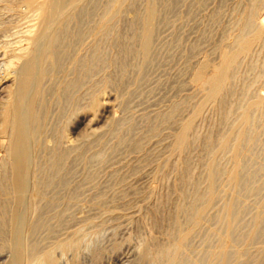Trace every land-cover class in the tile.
<instances>
[{
  "label": "rangeland",
  "instance_id": "obj_1",
  "mask_svg": "<svg viewBox=\"0 0 264 264\" xmlns=\"http://www.w3.org/2000/svg\"><path fill=\"white\" fill-rule=\"evenodd\" d=\"M114 1L115 0H89L90 15L88 16L89 20L87 24H89L87 25L86 34H84L85 38L83 37L84 40L82 39L72 49V54H70L67 61L64 63L65 65L62 72L57 76V81L53 86L55 88L50 93V97L48 96L51 112L48 116L49 123L46 137L48 136L49 139L52 133L51 128L56 125L57 122H60L61 119L64 121L70 119V117H68L69 113H67L65 119L62 118V113L60 111V107L67 103V100L70 98L64 95L61 97V94H59V92H61L60 89L64 85V78L66 74L73 75L77 71L78 64L76 59L85 57L87 54L92 56L93 52L90 50H92L94 43L98 40L97 38H99V22L102 17L108 15L112 11V2ZM169 1L171 2L172 0ZM22 2L23 0H0V48L3 47L1 49L6 51L5 49L9 47V50H7H14V53L10 52L14 56H18L22 53L21 49L27 45L29 41L27 38H31L33 32L37 29L38 23L37 17L32 16L34 14H30L24 2ZM170 2H168V0H162L161 2L162 8L164 9L157 19L156 25L158 26L155 32L156 38L154 37L155 42L153 41L151 52L147 58H142L143 56L136 54L137 44L135 43L132 44L130 42V52H126L127 56L126 53L120 52L119 45L115 42L113 43L114 40H109L106 41L107 43L105 42L102 44L103 59L94 64V69H98L96 72H100H97L98 74L93 72V76L92 74L89 76V79L92 77L91 81H89V99L81 101L83 102L81 106L87 107L89 104V109L79 112L68 121V135L74 143H77L88 129L90 131L91 129L99 130L104 128L105 122L111 117L115 118L118 125L116 124L117 127L115 126V131L112 130L114 133L112 131V134H110V132L102 133L98 138L96 137L94 140L92 139L89 141V145H82L77 155L74 154V157L75 155L77 157L74 158L72 155L65 163L66 167L64 166L63 172L64 174L67 172L66 174L68 175L64 176L62 173L63 182L61 183H63L64 186L57 184L56 187L53 188L54 190L47 193V204L42 210H39L41 213L35 210V208L31 209L29 213L28 221L30 223H27L29 226L27 225L28 227H26V229L28 230H26L25 234V240L28 241L27 244L38 245L39 247L42 246V249L51 247L56 243L63 244L65 241L71 240L79 244L77 250L65 251L58 248L55 251V264H140V259L145 251L153 250V248L155 249L156 247L160 248L161 244L162 247H167L177 242L176 228L173 226V223L175 225L177 219L175 218L177 213L176 217H179L178 221L184 223L183 228H186V230L193 229L192 221L189 222L190 213L179 212L177 210V206L182 203L179 190H177L179 187L178 185H180V180L176 170L177 159L171 156L169 149H171L172 141L170 136H172L174 130L177 132L178 128L173 127L170 129L168 126L161 125L160 134L152 139L150 137V131L154 126H159V124H157V122L159 123V117L168 113L171 107L181 100L186 98H188L189 101L191 100L184 116L193 113L195 103L201 97L199 88L190 80L192 79L191 74L194 67L198 64V60L200 62L203 59L205 54H211L213 61L215 63L218 62V47L222 43H226L230 36L237 34V27H233L232 23L236 15L238 16H236V18L241 17L240 13L244 12L242 10H245L251 1L177 0L176 2V0H173V6H171L172 2L170 5H165ZM171 7L174 9L172 10ZM125 8H123V10L127 12V14L122 10V13L124 12V17L120 20L121 28L124 26L121 37L122 40L127 42L129 47V37L139 29L138 12L140 10L142 11V5L139 6L138 11L130 8V10H134L131 12L127 9L128 7ZM260 13V16L257 18L259 20L256 23H260V18L264 19V9H262ZM28 14L32 17L28 16ZM233 14H235V16ZM134 15L138 17V20L135 19L137 17H134ZM134 20H136V22ZM158 21H160V23ZM129 22H132L130 23L131 26L127 25ZM129 27H131V29ZM230 27L231 30L229 29ZM88 29L89 32L87 31ZM27 31L29 33H27ZM132 31H134L133 34ZM16 42L19 43L17 44ZM1 49L0 56L4 54V51ZM256 51L249 57L253 58L245 59L246 61L244 60L239 68V72H244L249 76L250 80H253L257 74V71L253 72V70H250L251 64L257 63L258 65H262L264 62L263 53H259V50ZM257 53L259 54L257 55L258 57L256 56ZM116 54H118L117 64L119 66L114 62ZM257 59L259 61L255 62ZM103 60L106 61V63H103ZM120 60L124 62L122 64H126L125 73L121 71ZM134 62H136V65ZM20 63L21 60H17L14 67L11 69H17ZM249 64L250 66L248 67ZM130 65H132V67ZM141 65H143V68ZM134 68L135 72H133ZM1 70L2 68L0 67V105L8 98V90L11 84L10 80L14 77L10 75L6 79L2 76ZM119 73H123L122 75L125 74L127 76L129 74L130 77L125 75L122 77ZM251 74L254 75L252 76ZM105 75L109 79H112V83L106 88L101 89L99 88V79H101V76ZM114 78L117 79L115 80ZM94 79L99 83L94 82ZM122 80H124L123 85H119L120 82L122 83ZM117 82L119 86H117ZM125 82H127V84ZM92 83H94V87H91ZM243 85V82H237L234 86L240 88L243 87ZM100 91H102V93H100ZM94 92H97L99 95V108L93 112L90 103ZM252 92L253 97H259L260 95L264 97L263 83L260 81L256 82ZM229 99L232 101H229ZM229 99L227 100V107L237 104L235 98L230 97ZM86 104L87 106H85ZM209 109H207L206 114L201 117V120L197 122L196 130L201 134H206L213 129L214 137L216 136L218 138L224 131L223 128L216 127L220 117L217 111L212 108ZM255 118V131H250L247 136V143L245 142L246 144L244 146L245 155L243 154V157L238 158L236 161L237 164H243L240 173L241 180L238 185H233L228 182L226 174L230 168V164L228 161L223 160L222 176L217 189L219 198H217L209 211L207 219L204 222L202 221V223L194 229L193 234L184 244L180 256L181 260H179L178 264H264V110L257 111V113H255ZM93 125L95 126L93 127ZM134 143H139L142 148L137 150ZM90 145L92 147H90ZM202 146L206 147L207 145L203 143L197 146V148L196 146H191L187 151L188 154L186 153L185 155L187 158H190L191 155L190 159L193 165H190L192 169L191 167L189 168L194 172L195 169H198L195 172V181L200 184H203L205 179V165L203 163L206 161L207 157V147L203 150ZM65 147H67V145H65ZM87 150L89 152H87ZM80 152L83 153L81 154ZM167 152H169L168 155ZM0 155L3 156L4 153L0 152ZM200 162H202V164ZM162 163H165V165ZM195 164L197 167H195ZM172 169H174L173 173ZM159 171L162 172L160 173ZM224 171L226 172L225 174H223ZM200 172L202 173L201 175ZM167 174L170 177H168ZM64 183H66V185ZM167 187L169 188L167 189ZM190 187L191 186L188 187L189 191ZM169 189L172 190L171 193ZM192 191L193 187L190 192ZM152 192L153 194L151 195ZM155 197L158 198V200H156ZM165 197L167 199L170 198L171 202L166 201L167 199ZM158 201L162 206L156 209ZM160 201L162 202L160 203ZM174 201L176 202L173 203ZM229 201L235 202L234 205L236 208L234 207V211L236 210V213L226 214V212H224L225 204ZM167 202L169 204L166 205L165 203ZM189 203V200L185 201L187 206H189ZM109 210H111V214ZM161 210H163L162 213L160 212ZM173 210L175 212H173ZM166 212H168L167 215ZM170 213L172 214L169 215ZM41 214H45V217ZM39 215H41L40 218ZM233 215L234 217H232ZM88 219L89 222L91 221L90 223ZM166 219L170 220L169 224ZM228 220L233 221L232 227L229 226ZM58 221L61 222L59 225L62 227L60 226V228L58 227ZM158 221H161V223ZM182 222L181 224H183ZM100 223H102L101 226ZM258 223H260V225ZM170 224H172V226H170ZM87 226L91 227V230ZM92 226H97V228L92 229ZM256 226L258 227L257 231L260 229L258 235L255 236V238H251L249 235ZM170 227H172V229ZM228 233L231 235V241L225 237ZM174 236L176 237L174 238ZM169 238L173 239L170 240ZM175 239L176 242H170L173 240L175 241ZM153 241H156V244ZM9 257L10 251L0 248V264H7ZM154 261L155 260L152 258H149L143 264H158Z\"/></svg>",
  "mask_w": 264,
  "mask_h": 264
},
{
  "label": "bare ground",
  "instance_id": "obj_2",
  "mask_svg": "<svg viewBox=\"0 0 264 264\" xmlns=\"http://www.w3.org/2000/svg\"><path fill=\"white\" fill-rule=\"evenodd\" d=\"M249 1H251V3L248 5V7L245 10H242L244 12L240 13L241 17L236 18L237 15L235 16V14L237 13L233 14L235 16V19L232 25L233 27L235 26V28L237 27V34L230 36L228 41L225 40L227 41L226 43L224 44L222 43L220 46L217 44L219 46L218 47V50H219L218 62L215 63L213 61V57L211 56V54H205L203 59L202 60L200 59L201 60L200 62L198 60V64L196 63L197 65L194 67L192 71V74H191L192 79L190 80H192V83H194L199 88V92L201 94L200 95L201 97L195 103V108H194L193 113L191 115L184 116V113L186 109H188L191 100L189 101L188 98L181 100L175 103L173 106L171 105L172 107L170 111L159 117V123L157 122L159 126H154L150 131V137L152 139V138L157 137L160 134L161 125L168 126L170 129H172L173 127L178 128V131L176 132L174 130L175 133L173 132L172 136H170L172 138V141H171V149H169L171 156L176 157L177 159L176 160L177 169L176 168L175 169L177 170L179 180H180V185L177 184L179 186L177 190H179V196H180L182 203L177 206V210L179 212H189L190 213L189 222L192 221L193 229L191 230H186V228L184 229L183 228L184 223L181 221L183 223L181 224V222L178 221L179 217H176L178 213L176 215L174 213L175 218L177 219H176L175 225L173 222L172 223H173V226H175L176 228L175 232L177 235V242L175 239V241L173 240L170 242H173V243L176 242V243L171 244L167 247H162V244H161L160 248L156 247L154 249L152 247L153 250L145 251L142 258L141 259L139 258L140 264H143L149 258H152L153 260H155L154 262L158 264H178L179 260H181L180 256H181L184 244L191 237L194 229L197 228L202 223V221L204 222L207 219L209 211L213 207L217 198H219L217 189H218L219 181L221 180V176H222L221 172L223 168V163H222L223 160L228 161L230 164V168L228 169L227 174H226L228 178L225 177L226 179H228V182L233 185H238L239 181L241 180L240 173H241L243 164H237L236 161L238 158L243 157L244 150H245L244 146L247 143L246 140H247V136L249 132L255 131L254 129L255 124H256V123L254 124L255 119H256L255 113H257V111L264 110V97H261L262 95H260L259 97L252 96V93H253L252 90L256 82H259V81L262 82L263 87H264V62L262 63L260 61L262 65L261 64L259 65L261 66H259L257 63L251 64L250 70H253V72L257 71V74L255 75V78L253 80L252 79L250 80L249 76H247L244 72H239V68L242 65L243 61L251 57L256 50H259L260 52L259 51L258 52L263 53V56H264V50H263L264 49L263 48L264 47L263 46L264 44V19L260 18V21H259L260 23H256L259 20L257 18L261 14L260 11L264 9V0H249ZM23 2H24L26 9L29 10V13L30 14L33 13L34 15L32 16L37 17L38 19L37 29L31 28V29H36V30L33 32V35L31 36L30 39L27 38L29 41L27 40L28 41L27 45H25L24 48L21 49L22 53L20 55L18 56L12 55L10 52H13L14 50L12 51L10 49V51H8L9 47L7 48L8 50L5 49L6 51L1 49L3 47L0 48L1 50L4 51L3 52L4 54L0 56V67L2 68L1 70L2 76L5 77L6 79L10 75L14 76L10 80L11 84L8 90V98L6 99V101H4L0 105V152L4 153L3 156L0 155V248L4 250L7 249L10 251V257H9L7 264H55V251L58 248H61L65 251L77 250L79 247V244L73 240L71 241L64 240L65 242L63 244L56 243L55 245H52L51 247H48L46 249H42L41 248L42 246L39 247L38 245L27 244L28 241L25 240L26 238L25 234H26V230H28L26 229V227L29 226L27 224L29 222L28 221V217L30 215L29 213L31 209L33 208H35V210H38V212H40L39 210H42L47 204L46 202L47 193H49L51 190H54L53 188L56 187L57 184L63 185V183H61L63 182V175L64 176L68 175L66 174L67 172L65 173L66 175L63 172L66 161L72 155L73 157H74V154L77 155V153L81 150L80 148L82 145H85V144L89 145V141H91L92 139L94 140V138L96 137L98 138L100 134L105 133V132H110V134H112L111 131L112 130L115 131L114 128L117 124V121L115 120V118L111 117L107 122H105L104 128L98 130V129H91L90 127L91 130L89 131L88 129L87 132L81 136L80 140H78L77 143H74L68 135V121H70V119L74 115L78 114L79 112L87 111L89 109V104L88 106L87 104L85 105L87 107H82L81 103L83 102L81 101L84 99H89V90H90L89 81H91L92 79V77L91 79H89V76H91L93 72L95 73L96 70H98V69L96 70L94 69V64L97 61H101L103 59L102 44L105 43L106 41L114 40L113 43L115 42L119 45L120 52L126 53V52H130V45H131L130 42L132 44L135 43L137 44L136 54H139V56L140 55L143 56L142 58H147L151 52L153 41L155 42L154 37H155L156 27L158 26L156 25L157 19L159 15L161 14V11H163L164 8H162V5H161L162 0H115L114 2H112L113 7L110 6L112 7L111 8L112 11L109 14L107 13L108 15H105L104 17H102L99 22V25H98L99 38H97L98 40L93 45V48H92L93 51L90 50L91 52H93L92 56L90 55L91 56L90 57L89 54L87 55L85 54L86 56L82 57L83 55L82 54L81 55L82 58L76 59L77 64H78L77 71L76 72L74 71L75 73L73 75L66 74V77L64 76L65 77L64 85L60 89L61 92H59V94H61V97L64 95L70 98L69 100H67V103L65 104L63 103L64 105H62L61 103L62 106L60 107L61 108L60 111L62 113V118L65 119L67 113H69L68 117H70V119L67 121H64L61 119L62 121L60 120V122H57L56 125L54 126L52 125L53 126V127L51 126L52 133L49 139L48 136L46 137L47 130H48L47 127L49 123L48 116L51 112L48 96L50 95L52 90L55 88L53 86L55 85L57 81V76L62 72L63 67L65 65L64 63L67 61L70 54H72L71 53L72 49L78 42H80L82 39L84 40L85 38L84 34H86L87 25L89 24V23L87 24L89 20L88 16L90 15L89 14V0H23ZM168 2L170 1L168 0ZM171 2H172L171 6H173V0ZM171 2L166 3L165 5L166 6L168 4L170 5ZM141 5H142V11L140 10L138 12L139 29L136 33L132 31V34L133 33L134 34L133 35L131 34L132 36L129 37V41H128L129 47H128L127 42L122 40V37H121V33L124 30L123 29L124 26L121 28V25H120V20L122 19V17H124L123 13L125 12L123 8L128 7L127 9L129 10L130 8H132L138 11L139 6ZM163 7H164V3H163ZM171 9L173 10L174 8L171 7ZM122 10L124 11L123 13H122ZM134 10H130V11L132 12ZM125 13L127 14V12ZM28 16H31V15L28 14ZM135 16L136 15H134V17ZM138 17L135 19L138 20ZM134 21L136 22V20ZM158 22L160 23V21ZM130 23L132 22H129V24L127 25L129 26ZM129 28L131 29V27ZM229 29L231 30V27ZM87 31L89 32V29ZM27 33L29 32L27 31ZM11 45H16V44H11ZM118 54H116L114 57V62L117 66H119L117 64ZM257 55L259 54L257 53L256 56ZM126 56H127V53H126ZM252 58H249V59H252ZM17 60H21V63L19 64L18 68L15 70L11 69L14 67L15 62ZM121 61L122 60H120V62ZM257 61L259 60L258 59L255 60V62ZM103 63H106V61H104ZM122 63L124 62L120 63L121 64L120 68H121V71L125 73L126 64L124 65ZM134 64L136 65V62H134ZM130 66L132 67V65ZM141 66L143 68V65ZM249 66L250 64L248 65V67ZM97 72H100V71H97ZM97 72L96 74H98ZM133 72H135V68ZM119 74L122 75L123 73H119ZM106 75L101 76L100 77L101 79H99L100 80L99 88L101 89L106 88L108 85H110V83H112L111 81L112 79H109L108 77H106ZM124 75H122V77ZM123 81L124 80H122V83L120 82L119 85L121 84L123 85ZM94 82H96L95 79H94ZM237 82L238 83L243 82L244 83L243 87H240V88H237V86L235 87L234 85ZM125 83L127 84V82ZM93 84L94 83H92L91 87H94ZM119 85L117 82V86ZM78 93L79 94L81 93V94L79 95ZM100 93H102V91H100ZM98 97L99 95L97 92L96 93L94 92L92 94L90 107L93 109V112L96 111L97 108H99ZM230 97L235 98L237 100V104H234L230 107L228 106L229 107L228 108L227 100ZM230 100L231 99H229V101ZM209 108H212L213 110L217 111V113L219 114L220 120L216 127L223 128L224 130L223 133L220 136H218V138L216 136L214 137L213 129H211L206 134H201L199 131L196 130L197 122L201 120V117L204 114H206V111ZM215 125H216V122H215ZM94 126L95 125H93V127ZM203 143L207 145L206 146L207 147V150H206L207 157H206V161L203 163L205 165V179H204L203 184H200L197 181H195L196 179L195 172L198 169H195V172L191 171L192 169L191 166L193 165L191 164V159H190L191 155H190V158H187L185 155L186 153L188 154L187 151L189 150L191 146H196L197 148V146H200ZM134 144L137 150H140L142 148V146L139 143H134ZM65 145H67V147H65ZM90 147L92 146L90 145ZM206 147H203V150ZM193 150H194V147H193ZM87 152L89 151L87 150ZM80 153L82 154L83 152H80ZM168 153L169 152H167V155ZM76 155L75 157H77ZM200 163L202 164V162ZM67 164L69 168V162ZM162 164L165 165V163H162ZM189 167H191V169ZM195 167H197L196 164H195ZM201 171L203 172L202 168H201ZM173 172H174V169H172V173ZM155 173H156V170H155ZM225 173L226 172L224 171L223 174ZM201 174L202 173L200 172V175ZM169 175L168 177H170ZM64 184L66 185V183ZM189 186H191L190 191H191V188L193 187L192 192L189 191L188 189ZM168 188L169 187H167V189ZM171 191L172 190H170V193ZM155 193H156V190H155ZM152 194L153 192L151 193V195ZM155 199L158 200V198L156 197ZM186 200L190 201L189 206L185 204ZM166 201H170V198H168ZM161 202L162 201H160V203ZM175 202L176 201H174L173 203ZM165 204L167 205L169 203L167 202ZM234 204L235 202L233 203L232 201L227 202L224 207V212H226V214H233L236 211V210L234 211V207H235ZM161 206L162 205L159 204V201H158V205H156V209H159ZM109 211L111 214L112 213L111 210ZM160 212L162 213L163 210H161ZM173 212L175 211L173 210ZM167 213L168 212H166V215ZM171 214L172 213H170L169 215ZM41 215L44 216L45 214H41ZM41 215H39V218ZM232 217H234V215ZM40 221H43V220H40ZM169 221L170 220H168V224H169ZM88 222H89V219H88ZM158 222L161 223V221H158ZM60 223L61 222H59L58 225ZM102 223H100V226ZM258 224L260 225V223ZM60 226L61 225H59L58 227L60 228ZM170 226H172V224H170ZM229 226L230 227L233 226V221H229ZM257 226L255 227V229H253V231L249 235L251 238H255V236L258 235V231L260 229L257 231V228H258ZM98 227H99V224H98ZM88 228H90L91 230V227H88ZM93 228L95 229L97 228V226H92V229ZM170 228L172 229V227ZM175 237L176 236H174V238ZM225 237H227L231 241L230 233L226 234ZM169 239L172 240L173 238L172 239L169 238ZM153 242L156 244V241H153Z\"/></svg>",
  "mask_w": 264,
  "mask_h": 264
}]
</instances>
